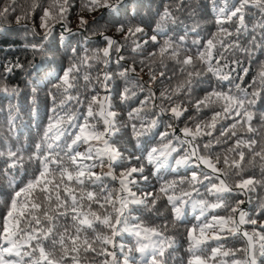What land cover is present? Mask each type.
Here are the masks:
<instances>
[{
  "label": "snow or ice",
  "instance_id": "snow-or-ice-1",
  "mask_svg": "<svg viewBox=\"0 0 264 264\" xmlns=\"http://www.w3.org/2000/svg\"><path fill=\"white\" fill-rule=\"evenodd\" d=\"M17 5L0 0V26L14 17L58 71L0 63V95H21L5 82L19 70L30 115L40 91L50 101L27 145L13 137L22 109L4 120L0 264H264V0H161L154 27L133 0ZM74 7L96 15L74 30Z\"/></svg>",
  "mask_w": 264,
  "mask_h": 264
},
{
  "label": "trees",
  "instance_id": "trees-1",
  "mask_svg": "<svg viewBox=\"0 0 264 264\" xmlns=\"http://www.w3.org/2000/svg\"><path fill=\"white\" fill-rule=\"evenodd\" d=\"M167 2H171V0H167ZM191 5L193 7L196 6L197 0H189ZM28 0H18V8H25L27 7ZM136 3H141L143 7L139 9L140 17L143 18L145 23H151L152 26H155V21L158 19L156 15V10L158 7L161 5V0H133V6ZM79 15H84L85 18L91 19V15H96V14H87V13H80L78 8H75L70 12V26L75 30L77 25H78V18ZM182 19H185L187 23H191V20L187 19L186 14L182 15ZM201 24H207L208 21L206 19L200 21ZM30 23H34L37 27L38 31H41L39 29V18L36 17V19ZM105 20H101V24H104ZM59 28L56 29V34H59ZM107 34L110 36H115V38L120 39V34L115 33V29L112 27H109ZM33 38L30 34L26 33L23 28L15 24V18L12 17L8 21H4L3 25L0 26V63L3 62H11L15 60H20L22 63L25 64L27 67L28 62L32 61L33 63L39 65V68L37 69L40 72H49L51 75H55L56 72L58 71L57 65L52 64L50 67H45V64L47 63V60L52 58V53H49L47 58H42L41 56H35L33 57L32 53L30 50L26 51L25 46L28 44L29 41H31ZM103 44V41H93V44ZM64 51L63 45L61 44L59 46V51L55 53V57L58 63L63 62L64 64L67 63L66 59L62 56V53ZM149 51H152L151 47L149 48ZM130 53V49H129ZM259 55V53H257ZM146 56V54H145ZM115 59V56L113 57ZM137 60V71L140 70V64L139 61L145 59L144 56H137L135 57ZM261 59H264V57H261ZM42 60H44V63H42ZM131 61V57H130ZM245 67H250L252 71L245 76L244 81H237L238 83H241L242 86L248 87L252 83V77L255 74V65L254 64H249L245 62ZM113 67H115L113 65ZM31 70V69H29ZM145 75L144 79L147 80V68L144 69ZM95 74V73H93ZM240 75H243L242 72L239 73ZM51 75L48 76L47 78L50 79ZM169 75H171V66L169 68ZM35 78V75H33V79ZM28 76L19 70L14 73H9L6 76V83L9 84L11 87H17L20 89L21 95L19 96H13V97H4L3 95H0V137H5L7 134V125L4 124V120L8 115L9 111V105H14L16 108L22 109V111L18 112L19 119L16 121L18 125V130L13 133V137H19V141L25 145L29 142V136L33 140L37 138V132L38 128L37 125H43V123L47 119V108L50 106V101L46 100V92L47 89H44L43 91L39 92V113L36 116H31L29 113V108H30V103L33 99L31 95V87H26V82L28 81ZM175 79L171 81V83H175ZM114 86H117V90H119L120 87L123 86L122 82H119L117 84L116 81L113 82ZM167 86V83L165 84H157L156 89L157 93L159 92L160 89L163 87ZM208 84L202 85L201 89L199 90L198 94L203 95V89L208 88ZM251 91V89H249ZM16 114V113H14ZM257 176L259 175V168L256 170ZM259 195L264 196V190H261ZM138 195H142V193H138ZM252 195V200L253 203H255L256 200V195L257 194H250ZM248 209H251L253 207V204H248L247 205ZM163 211V207L161 208ZM191 220V217H189ZM155 223H162V219H155ZM183 225L180 226L179 231H183ZM180 247V245H177ZM239 246V245H237ZM181 252H183V249L181 248ZM179 255V253H178Z\"/></svg>",
  "mask_w": 264,
  "mask_h": 264
},
{
  "label": "water",
  "instance_id": "water-1",
  "mask_svg": "<svg viewBox=\"0 0 264 264\" xmlns=\"http://www.w3.org/2000/svg\"><path fill=\"white\" fill-rule=\"evenodd\" d=\"M60 30V29H59ZM246 199V198H245Z\"/></svg>",
  "mask_w": 264,
  "mask_h": 264
}]
</instances>
